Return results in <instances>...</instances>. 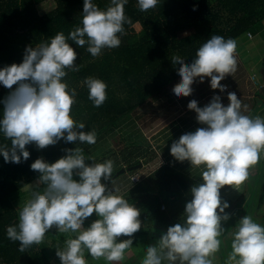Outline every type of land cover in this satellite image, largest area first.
<instances>
[{
	"label": "clouds",
	"instance_id": "clouds-1",
	"mask_svg": "<svg viewBox=\"0 0 264 264\" xmlns=\"http://www.w3.org/2000/svg\"><path fill=\"white\" fill-rule=\"evenodd\" d=\"M127 3L110 0L101 8L93 0H84L82 26L67 36L60 31L50 42L26 47L21 63L0 68V84L8 89L17 85L3 101L0 118V133L11 142L10 146L0 145L6 163L27 161L30 152L26 146L32 143L39 149L60 140L77 145L96 143V130L84 131L85 123L71 114L77 93L64 78L68 75L66 69L79 71L80 66L76 64L77 52L68 41L78 47L87 45L94 58L104 49L118 48L121 36L126 34L125 23L132 22L125 14ZM157 3L138 0L142 12L155 8ZM236 49L235 39L212 35L197 49L190 64L179 55L173 56L172 64L180 65L181 78L173 86L175 96L191 95L197 77L200 82L210 77L212 89L225 91L221 81L237 70ZM83 85L93 106H102L107 99L106 82L87 77ZM228 101L224 105L219 95L203 107L195 99L189 101L188 109L196 112L197 122L205 127L182 134L172 142L170 154L179 162L189 161L191 167H202L203 182L191 187L192 199L185 205L183 222L162 232L147 247L141 264H214L226 231L222 221L230 219L225 211L229 203L222 201L220 190L226 185L239 189L264 157V117L245 115L235 92L228 93ZM64 151L66 154L55 162L40 157L30 165L40 174L35 185L42 190L32 191L19 208L18 224L7 227V238L18 241L24 252L33 244H41L46 233L55 228L60 233L75 234L64 241L63 250L56 251L61 264H88L86 251L93 260L123 261L125 251L133 245L134 234L141 229L140 208L119 189L102 182L112 180V159L96 162L86 157L80 146ZM93 213L97 219L84 227ZM230 236L231 252L225 264H264V225L252 215H244Z\"/></svg>",
	"mask_w": 264,
	"mask_h": 264
},
{
	"label": "trees",
	"instance_id": "trees-1",
	"mask_svg": "<svg viewBox=\"0 0 264 264\" xmlns=\"http://www.w3.org/2000/svg\"><path fill=\"white\" fill-rule=\"evenodd\" d=\"M45 1L0 0V68L21 63L26 47L50 42V38L60 31L67 36L75 27L82 26L84 0H54L55 8L39 15L36 7ZM93 2L105 8L110 0ZM125 14L132 22L125 23L126 34L121 36L118 48L104 49L94 58L87 51V45L78 47L68 41L77 52L76 64L80 66L79 71L66 69L68 75L64 78L69 88H75L77 93L71 114L76 121L85 123L84 131L95 129L97 136L115 129L141 106L156 103L166 95L167 86L180 79V65L172 64L173 56L179 55L190 64L197 49L212 35L238 41L262 24L264 0H158L155 8L145 12L140 11L138 0H128ZM137 26L139 33L134 30ZM87 77L100 78L108 86L107 99L100 107H94L88 98V89L83 85ZM16 87L8 89L0 84V118L3 101ZM254 97L255 108L249 114L260 113L262 116L264 98L260 92ZM3 144L10 146L11 142L0 133V145ZM84 145L60 140L39 149L32 143L26 146L29 159H22L19 164L6 163L0 155V264H56L46 256L40 244H33L21 252L19 242L7 238L6 229L18 224V210L27 200L23 198V188L40 175L31 170L30 165L40 157L46 162H55L66 154L65 149L76 146L82 147L85 156L90 157ZM86 163L92 161L86 160ZM177 163L164 162L128 189L132 196L128 201L141 211V229L134 234L133 245L146 238L150 228L158 231L159 236L169 226L185 219V205L192 199L190 189L203 181L191 173V166L188 169ZM112 178L114 180L113 174ZM74 179L79 177L74 176ZM221 198L232 203L222 194ZM19 200L22 202L17 206ZM88 219L97 217L93 213ZM223 258L226 257L223 255Z\"/></svg>",
	"mask_w": 264,
	"mask_h": 264
},
{
	"label": "rangeland",
	"instance_id": "rangeland-1",
	"mask_svg": "<svg viewBox=\"0 0 264 264\" xmlns=\"http://www.w3.org/2000/svg\"><path fill=\"white\" fill-rule=\"evenodd\" d=\"M55 5L54 0H46L38 5L36 9L39 15H43L48 11H52ZM259 27L251 31L257 33ZM134 30L135 33H139L140 28L137 26ZM241 38L237 44L242 40ZM236 58V72L232 76H226L221 81V84L226 83L228 85V92L212 89L210 77H205L203 82H200L199 77H197L192 85L193 92L191 95L176 97L172 89L175 84L180 82V78L167 86L166 95L158 102H150L141 106L136 113L130 114L122 122H119L115 129L98 135L95 144L89 145L85 143L84 146L88 150L89 156L94 158L96 162H103L106 159L114 161V180L112 178L113 181L105 182L102 180V182L107 183L109 188L119 189L126 199H130L132 196L128 194V189L131 187L130 176L132 174L138 173L141 176H145L164 162H178L181 167L187 166L189 169L191 166L190 162L187 160L184 162L175 160L170 154V147L172 142L178 140L182 134L194 132L199 127H205V125L197 122L196 112L187 107L189 101L193 99L198 102L199 107H203L211 101L214 95H219L221 102L227 105L229 103L228 93L235 92L241 100L242 112L245 115H249L248 111L254 104V99L249 97L252 96L250 90L253 83L248 80V72L245 68L247 65L242 60L240 49H236ZM246 86H248L247 89ZM245 105L247 106L246 108L244 107ZM136 161L141 166L120 173L118 176L115 175L119 169L128 167V163L137 164L135 163ZM202 170V167H191V173L200 178ZM36 181L25 185L23 198H30L32 191L36 188ZM246 182L237 190L231 186H225L220 190V193L232 203H229V208L225 210L230 215V219L222 221L226 231L224 236L221 237V250L216 254L214 264H225L228 254L231 252L230 233L244 215H252L256 222L264 225V157L260 159L257 165L253 166L250 171V177ZM92 221L87 219L84 227H88ZM147 232L146 238L140 239L135 245L125 251V259L123 261L108 262L103 258L93 260L87 251L85 252V259L88 264H141L142 259L146 255L147 247L150 244H154L161 235L158 236V231L153 228H150ZM74 237L75 234L60 233L53 228L46 233L44 241L40 245L44 248L43 250L49 259L56 264H61L56 251L57 249L63 250L64 241ZM119 239L126 238L120 237ZM223 255L226 257L225 259Z\"/></svg>",
	"mask_w": 264,
	"mask_h": 264
},
{
	"label": "crops",
	"instance_id": "crops-1",
	"mask_svg": "<svg viewBox=\"0 0 264 264\" xmlns=\"http://www.w3.org/2000/svg\"><path fill=\"white\" fill-rule=\"evenodd\" d=\"M259 26H260L259 31L257 33H253L252 31H250V33L252 34V38H249L247 33L243 35V37L241 38L242 40L239 41V44H237V49L238 50L240 49L242 60L247 65V67L245 68L248 72V80L250 81L249 79L250 73L254 72L256 73L258 79L260 80L263 86L264 85V22H262V24H260ZM247 88L248 86H246V89ZM250 92L252 91L250 90ZM259 92L261 93V96H263L264 98V94L262 93V91L260 90ZM249 97L255 99V97H253V94L252 96ZM260 100L262 101V98H260ZM251 108L249 109L248 113L250 111H253V109L255 108L254 104ZM255 114L256 113H254V115ZM249 115L254 116L253 113ZM256 115H260V113ZM262 117H264V115H262Z\"/></svg>",
	"mask_w": 264,
	"mask_h": 264
},
{
	"label": "built area",
	"instance_id": "built-area-1",
	"mask_svg": "<svg viewBox=\"0 0 264 264\" xmlns=\"http://www.w3.org/2000/svg\"><path fill=\"white\" fill-rule=\"evenodd\" d=\"M247 34H248L249 38H252V34L250 32H248ZM249 79L253 83L251 93L253 94V97H254L255 94L261 90L262 83L260 82L256 73H254V72L250 73ZM222 85L225 86V92H228L229 91L228 85L226 83H223ZM141 178H142V176L140 174L134 173L130 176V182L132 185L137 184L138 182H140ZM163 209H164V207H163Z\"/></svg>",
	"mask_w": 264,
	"mask_h": 264
},
{
	"label": "water",
	"instance_id": "water-1",
	"mask_svg": "<svg viewBox=\"0 0 264 264\" xmlns=\"http://www.w3.org/2000/svg\"><path fill=\"white\" fill-rule=\"evenodd\" d=\"M261 91H262V93L264 94V85L262 86ZM137 166H141V164H140V163H137V164H133V165H131V166H128V167H126V168H121V169H119V170L116 172L115 175L118 176L120 173L127 172V171H129V170H133V169L137 168ZM176 264H178V262H176Z\"/></svg>",
	"mask_w": 264,
	"mask_h": 264
}]
</instances>
